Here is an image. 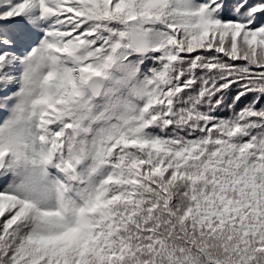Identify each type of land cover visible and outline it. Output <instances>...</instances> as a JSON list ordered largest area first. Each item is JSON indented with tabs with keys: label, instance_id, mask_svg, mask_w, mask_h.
<instances>
[{
	"label": "snow or ice",
	"instance_id": "obj_1",
	"mask_svg": "<svg viewBox=\"0 0 264 264\" xmlns=\"http://www.w3.org/2000/svg\"><path fill=\"white\" fill-rule=\"evenodd\" d=\"M0 264H264V0H0Z\"/></svg>",
	"mask_w": 264,
	"mask_h": 264
}]
</instances>
